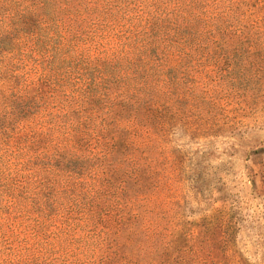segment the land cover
Returning a JSON list of instances; mask_svg holds the SVG:
<instances>
[{
  "label": "trees",
  "instance_id": "16d2710c",
  "mask_svg": "<svg viewBox=\"0 0 264 264\" xmlns=\"http://www.w3.org/2000/svg\"><path fill=\"white\" fill-rule=\"evenodd\" d=\"M263 96L264 0H0V264H187L175 132Z\"/></svg>",
  "mask_w": 264,
  "mask_h": 264
},
{
  "label": "rangeland",
  "instance_id": "374dc122",
  "mask_svg": "<svg viewBox=\"0 0 264 264\" xmlns=\"http://www.w3.org/2000/svg\"><path fill=\"white\" fill-rule=\"evenodd\" d=\"M263 100L241 104L244 111L236 109L231 120L219 113L220 126L202 135L175 132L183 164L173 171L170 215L177 234H188L187 264H264ZM3 223L0 250H17L23 236L32 245L29 231Z\"/></svg>",
  "mask_w": 264,
  "mask_h": 264
}]
</instances>
